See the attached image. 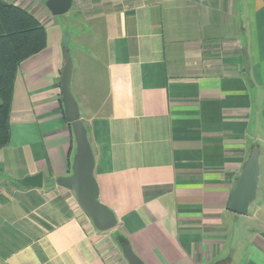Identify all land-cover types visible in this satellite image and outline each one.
I'll return each mask as SVG.
<instances>
[{
	"label": "crops",
	"instance_id": "1",
	"mask_svg": "<svg viewBox=\"0 0 264 264\" xmlns=\"http://www.w3.org/2000/svg\"><path fill=\"white\" fill-rule=\"evenodd\" d=\"M6 1L35 14L48 45L15 80L0 264H113L107 232L118 227L146 264H264V0H79L101 20L79 63L70 54L99 199L118 220L106 231L57 182L77 151L63 27L43 0ZM255 146L257 205L239 215L227 203ZM39 172L43 186L23 185ZM243 217L255 222L244 235Z\"/></svg>",
	"mask_w": 264,
	"mask_h": 264
},
{
	"label": "water",
	"instance_id": "2",
	"mask_svg": "<svg viewBox=\"0 0 264 264\" xmlns=\"http://www.w3.org/2000/svg\"><path fill=\"white\" fill-rule=\"evenodd\" d=\"M45 4L53 15H62L71 9L73 0H46ZM64 56L61 100L64 105L65 117L71 123L75 134L77 151L72 164V173L59 177L57 182L73 191L80 207L95 227L106 231L114 228L118 224V220L114 211L99 199V187L94 175L95 156L87 127L81 118L80 104L72 91L74 60L70 52H66ZM259 156V147H253L230 194L227 208L236 214L247 215L252 203L257 198L260 174ZM22 183L25 186L41 187L43 186V173L30 175ZM122 252L129 264H146L131 246L123 245Z\"/></svg>",
	"mask_w": 264,
	"mask_h": 264
},
{
	"label": "trees",
	"instance_id": "3",
	"mask_svg": "<svg viewBox=\"0 0 264 264\" xmlns=\"http://www.w3.org/2000/svg\"><path fill=\"white\" fill-rule=\"evenodd\" d=\"M48 45L45 25L28 9L0 0V149L11 137L10 117L15 80L21 63ZM115 242L131 246L128 237L116 233Z\"/></svg>",
	"mask_w": 264,
	"mask_h": 264
},
{
	"label": "rangeland",
	"instance_id": "4",
	"mask_svg": "<svg viewBox=\"0 0 264 264\" xmlns=\"http://www.w3.org/2000/svg\"><path fill=\"white\" fill-rule=\"evenodd\" d=\"M22 1H24L25 3L30 2V0H22ZM45 1L46 0H43L44 3H45ZM113 1L114 0H106V3L112 4ZM99 2H101V0H99ZM28 4H30V3H28ZM93 14L95 15V13L85 11L82 8V6H80L79 0H75V1H73V5H72L71 9L67 13L62 14V15H56V17H55L56 20L59 21L60 25L63 27V32L65 35L64 51H65V53L70 52L72 55L76 56L77 57V63H79V61H78L79 57L78 56L85 52L82 48H85V46H87L89 48V46H88V44H90L89 40L92 36H95V34H96L95 29L88 32L89 28L92 26L95 27L97 25L100 26L99 24H100L101 20L90 19L91 15H93ZM88 16H89V19H88ZM96 31L99 32V33L97 32V36L101 37V34H100L101 31L98 30L97 28H96ZM99 42H100V40H99ZM98 47H99V43L97 45V48ZM259 195H261V193ZM257 199H258V197H257ZM255 204L257 205L256 201H255ZM256 205L255 206L253 205L251 213H254ZM249 214H250V211H249L248 215ZM244 221H245V223H244ZM248 223H249L248 226H251V224H255V222L253 220L250 221V219H245V217H243V224H244L243 225V235L245 234L246 228L248 227L247 226ZM114 228H116V227H114ZM113 232H115L113 234V236H110V231L107 232L108 243L111 245L108 248L110 259L113 261V264H129L127 259L124 256L123 252H122V248L113 239L116 233L121 232V228L118 227ZM238 251H239V253L235 256L236 260L239 259L240 255H242V253H240V252H243V249H239ZM227 262L228 261L225 260V261L221 262V264H227Z\"/></svg>",
	"mask_w": 264,
	"mask_h": 264
}]
</instances>
